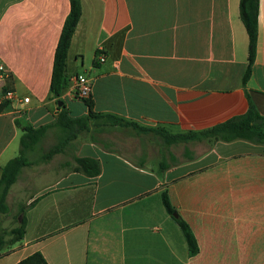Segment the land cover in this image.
Returning a JSON list of instances; mask_svg holds the SVG:
<instances>
[{"label": "crops", "instance_id": "obj_1", "mask_svg": "<svg viewBox=\"0 0 264 264\" xmlns=\"http://www.w3.org/2000/svg\"><path fill=\"white\" fill-rule=\"evenodd\" d=\"M80 3L67 53L69 84L59 97L70 116L88 113L84 100L74 97L76 74L91 82L93 111L170 133L202 130L243 113L245 90L264 116V0L245 87L248 37L239 0ZM69 8V0H0V92L6 74L13 78L9 108L0 110V175L19 152L15 120L37 127L58 111L49 85ZM152 140L158 139L131 127L91 126L73 140L70 156L97 159L98 175L44 174L41 165L25 166L6 197L10 208L13 194L24 193L18 200L25 232L0 250V264L35 252L47 264H264V144L208 140L198 153L186 144L193 158L173 163L168 154L163 169ZM30 171L37 173L25 194L31 182L23 174ZM165 188L196 237L193 257L165 210Z\"/></svg>", "mask_w": 264, "mask_h": 264}, {"label": "trees", "instance_id": "obj_2", "mask_svg": "<svg viewBox=\"0 0 264 264\" xmlns=\"http://www.w3.org/2000/svg\"><path fill=\"white\" fill-rule=\"evenodd\" d=\"M69 12L63 23L59 39L54 52L53 67L49 85L50 97L57 103L62 91L67 88L69 78L66 73L67 53L71 38L81 16L80 0H69ZM259 0H239V16L244 25L248 37L247 64L241 77V84L246 86L251 75L252 65L255 60L257 34H258ZM97 54L100 52L97 51ZM13 90L12 75L6 74L4 85L0 92L2 103L0 110L9 108V101L3 96ZM247 97V108L243 113L232 116L225 121L216 123L202 130H188L181 133H170L163 127H145L135 121L127 120L121 116L111 113H97L93 111L89 96L83 98L88 106V113L79 117L69 115L66 107L61 105L55 114L53 121L33 127L32 125H21L15 120V124L21 130L19 138L18 155L8 160L1 168L0 175V220L6 214L9 206L6 202L8 191L13 185L21 170L30 164L28 153L40 142L50 131H57V141L41 154L42 160H49L58 153H66L70 150L73 140L82 131H88L91 126L110 125L131 127L137 135L151 134L156 137L162 145L169 149L171 145L184 144L183 154L186 159L193 158L190 150L185 146L189 142L210 141H233L237 139L246 140L252 143L264 144V116L261 115L252 101L250 93L245 90ZM168 154L173 163H178L177 157L169 150ZM72 171L81 172L87 176L94 177L100 173L99 161L92 157H78L71 155V161H65ZM169 165L163 156L160 166L164 169ZM162 202L167 213L179 226L186 244L188 256L193 257L199 252L196 237L189 224L180 216H173L177 212L172 205L167 189H163ZM19 216V218H17ZM24 205H19L16 215V224L9 229H3L0 223V250L13 245L20 240L25 232ZM16 264H47L40 252H35L22 259Z\"/></svg>", "mask_w": 264, "mask_h": 264}, {"label": "rangeland", "instance_id": "obj_3", "mask_svg": "<svg viewBox=\"0 0 264 264\" xmlns=\"http://www.w3.org/2000/svg\"><path fill=\"white\" fill-rule=\"evenodd\" d=\"M57 141V133L55 131H49L41 140L40 142L33 148V150H31L28 153L29 156V160H30V166H28L26 169L34 167L35 165H41L44 167L43 173L46 174L47 172L50 171H67L69 170L71 167L70 166H62V162H64L65 160L71 161V150L67 151V153L64 154H55L54 156H52L51 159L49 160H42L41 159V154L45 151H47L55 142ZM208 140H204L201 142H189L187 143V147L193 152V153H198L200 151L203 150V148L205 147V145H207L205 142ZM151 144L153 145V147H158V151L155 153L157 154L156 156H154V160H158L161 162V152H163V156L165 157L166 161H170L169 160V156H168V151H171L178 160L182 161L185 158V154H183V150H184V144H178V145H171L169 147V149H166L165 147H163L162 143L160 141L157 140V142L155 140L151 141ZM159 148H161L162 150L159 153ZM171 162V161H170ZM42 170V169H41ZM24 173V172H23ZM37 173L36 171H30L28 174H23L26 175V178H23L22 180L25 181H30L31 182V178L35 177ZM25 181H19L18 185H22L23 183H25ZM32 182L29 186L23 188V192H25V194H28V192L30 190H32ZM21 191V190H20ZM22 194L24 193H18L15 192L13 194V198L11 200V204H10V208L8 210V212L6 214H4L2 216V219L0 220L1 223V227L3 229H9L12 226H14L16 224V215H17V210L19 205H21L22 203H20V201L18 200V198L20 196H23ZM23 205V204H22ZM19 218V216L17 217Z\"/></svg>", "mask_w": 264, "mask_h": 264}, {"label": "built area", "instance_id": "obj_4", "mask_svg": "<svg viewBox=\"0 0 264 264\" xmlns=\"http://www.w3.org/2000/svg\"><path fill=\"white\" fill-rule=\"evenodd\" d=\"M99 59L104 60L103 55L101 52L99 53ZM3 69L2 66H0V70ZM73 80V89H74V97L77 99H83L90 95L91 93V82L90 80L83 74H76L72 78ZM11 95V92L6 93L3 98L9 99ZM1 99V98H0ZM24 101H27L28 98H24Z\"/></svg>", "mask_w": 264, "mask_h": 264}, {"label": "water", "instance_id": "obj_5", "mask_svg": "<svg viewBox=\"0 0 264 264\" xmlns=\"http://www.w3.org/2000/svg\"><path fill=\"white\" fill-rule=\"evenodd\" d=\"M58 105H59V106L62 105V101H61V100L58 101ZM177 215H178L177 212H173V216H174V217H176Z\"/></svg>", "mask_w": 264, "mask_h": 264}]
</instances>
